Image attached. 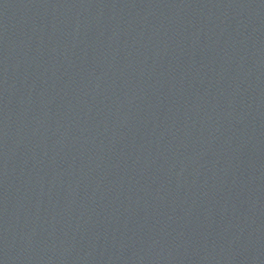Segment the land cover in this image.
<instances>
[{"label":"water","instance_id":"1","mask_svg":"<svg viewBox=\"0 0 264 264\" xmlns=\"http://www.w3.org/2000/svg\"><path fill=\"white\" fill-rule=\"evenodd\" d=\"M0 264H264V0H0Z\"/></svg>","mask_w":264,"mask_h":264}]
</instances>
